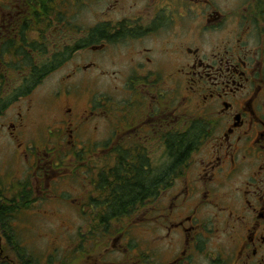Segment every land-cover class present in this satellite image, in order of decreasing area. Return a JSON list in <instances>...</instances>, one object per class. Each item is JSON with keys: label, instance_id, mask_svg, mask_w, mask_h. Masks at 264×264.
I'll use <instances>...</instances> for the list:
<instances>
[{"label": "flooded vegetation", "instance_id": "af4514ba", "mask_svg": "<svg viewBox=\"0 0 264 264\" xmlns=\"http://www.w3.org/2000/svg\"><path fill=\"white\" fill-rule=\"evenodd\" d=\"M13 2L0 0V65L12 36H18L27 21L25 2L21 8ZM128 9L129 17L121 21L105 20L113 14L112 4L94 28L98 39L80 46L86 49L96 41L86 50L103 52L97 59L111 55L116 61L117 52L109 48L126 44L127 93L92 96L87 109L75 115L76 91L81 90L77 70L99 68L102 61L78 67L61 80V107L66 101L71 105H64L57 129H46L47 139L56 133L72 148L91 144L96 150L109 149L116 168L142 163L149 171L151 164L175 162L171 181L155 200L163 205L150 229L154 235L161 233L163 247L170 250L161 264H201L200 245L209 239L211 225L220 243L224 241L208 256L210 264H264V0H131ZM70 56L62 57L47 76ZM73 82L76 86L69 85ZM26 115L14 116V123L8 124L11 134L24 128ZM101 128L111 136L84 139L87 131L98 133ZM186 137L193 139L182 141ZM174 140L182 144L177 160L169 154ZM152 144L163 151L160 162L150 159ZM39 153L30 158L36 183L69 169L51 158L48 149ZM101 173H95L98 181ZM97 197L101 202L100 194ZM208 208L212 220L205 221ZM4 236L0 229V259H9L3 255ZM120 238L112 247L119 253ZM135 253L131 264H150Z\"/></svg>", "mask_w": 264, "mask_h": 264}, {"label": "rangeland", "instance_id": "374dc122", "mask_svg": "<svg viewBox=\"0 0 264 264\" xmlns=\"http://www.w3.org/2000/svg\"><path fill=\"white\" fill-rule=\"evenodd\" d=\"M14 1L13 5L19 8L24 2L27 3L24 9L27 21L22 28L24 32L28 30L31 33V35L28 33L29 41L35 45L37 44L33 41L43 44L44 47H41L46 51L41 61H37L36 69L47 64L49 59L57 54L71 56L65 65L52 75L46 76L41 86L32 89L29 94L22 95L24 89L20 87L21 80L23 82L24 79L29 85L34 83L29 72H22L23 79L18 78L14 83L9 81L1 85L2 105L9 104L0 112V183H3L10 194L13 186L29 181L28 184L33 189L32 198L35 199L29 211L14 215L13 240L19 243V247L24 251V257L30 258L33 264H131L129 258L134 259L136 251L141 258L145 256V259H149L150 264H161V259L167 258L166 254H170V250L163 247L161 233L157 231V235H154V230L150 229L154 228L152 222L159 215L158 208L163 205L162 201L151 202L130 218L120 222H109L108 227L103 226L104 224L95 227L92 209L94 204L91 200L97 199L96 192L103 194V190L100 187L97 188L100 181L95 173L109 172L116 168L110 160V150L100 151L93 148L91 144H86L85 152H82V148H72L63 138L59 140L56 133H53L49 139L45 134L46 128L57 129L62 111L66 113L64 105L67 102L71 105L70 101H66L61 107L65 94L61 80H65L66 74H72L78 67L90 63L98 64V60L102 61L98 64L99 68H88L87 72L77 70L76 78L81 84V90L76 91L78 95H76L77 103L74 106L75 115L79 116L87 109L89 98L92 96L96 99L115 98L119 94L127 93L125 52L129 47L126 44L119 47L111 46L109 49L114 54L117 52L115 56L117 60L114 61L111 55L105 56V59H97V56L103 52H93V54L92 51L86 50L88 45H96V41L87 43L86 49L80 46L86 41L95 40L91 39L89 34L98 23L103 21V13L110 9L112 4L113 12L110 13L113 14L105 20L113 21L114 18L121 21L129 17L128 7L131 6V0H81L80 2L64 0V4L59 1L61 8L56 7H59L57 10L63 14V19L57 22L53 17L50 21L53 24L49 27L48 23L42 22L37 15H33L39 9L38 0L31 1L32 3L30 0ZM122 7H127L128 10ZM43 30H46L45 34ZM118 48H120L119 52ZM39 50L37 48V52L41 53ZM105 52H107L106 49ZM108 53H110L109 50ZM0 72H4L3 69ZM87 81L89 82L86 83ZM76 84L77 82H73L69 85L76 86ZM19 90L21 95L17 94ZM19 113H27V115L24 117V128L19 129L14 135L11 134L12 128L8 124L14 123V116ZM102 130L101 128L98 133L87 131L90 134L83 137L91 141H99L102 138L106 139L108 135L111 136L110 132H107L105 136L106 131ZM41 148L48 149L51 158L62 161L69 166V169L65 172L60 171L59 173H63L61 176H58L57 172H52L36 183L30 158L34 153H39ZM44 153L45 151H42L39 155L43 156ZM162 155V149H156L152 144L150 159L157 163L161 161ZM79 159H82L81 163L78 162ZM35 189L38 192H35ZM97 200L100 201V198ZM204 213L205 221L212 220V208L206 209ZM133 222L134 224H130ZM211 226L212 232L207 235L209 239L203 240L204 244L200 245L204 248L201 264H210L207 261L208 256L217 251L218 244L224 241L223 239L220 243L217 238L219 232L216 231V227L213 229V225ZM118 236L122 238V240L120 238V253L115 247L112 248ZM4 237H2L3 246L7 247L10 241ZM98 242L100 246L95 252L94 246ZM15 259L18 260V256L10 255L8 262ZM5 260L0 259V264H9Z\"/></svg>", "mask_w": 264, "mask_h": 264}, {"label": "trees", "instance_id": "16d2710c", "mask_svg": "<svg viewBox=\"0 0 264 264\" xmlns=\"http://www.w3.org/2000/svg\"><path fill=\"white\" fill-rule=\"evenodd\" d=\"M59 1H61V4L65 3L64 0H39L40 5L38 4L39 10L36 15L40 20H42V22L48 23V27L53 17H55V21L57 22H60L63 19V14L57 10L59 7H56L60 6L61 8ZM72 1L80 2L81 0ZM92 31L93 32L89 34V37H91V39L97 40V30L93 29ZM45 33L46 30H44V34ZM22 37L23 39L21 40ZM19 39L20 41L18 43L12 42L11 46H8L7 50L4 51V53L9 54L12 59L9 64H5L6 70L4 72H0V89L2 88V84L9 82L10 79L8 74L10 72H29L32 76V78H30L34 80V83L29 85L28 81L24 79V83L21 80L22 86L20 85L21 89H24V93L22 95H26L30 93L31 88L35 84L41 82V80L49 73V71H51V69L57 67L62 62V57H64V55H55L49 59L47 64L36 69L38 65H35L34 59L32 56H30L31 53H28L27 49H31V52H34L37 47L41 52L44 49V45L41 43L37 44L39 46L30 44L31 41H29V36L25 34L24 30L19 35ZM12 46L16 47L13 51L11 48ZM32 46H35L34 49ZM20 77L23 79L22 74H20ZM12 82L14 83V81ZM20 90L17 91L18 95H21ZM2 103L3 100H1L0 97V112L3 111L4 108L9 104L2 105ZM190 139H193V137L188 139L186 137V139H182V141L187 140V142H189ZM175 141L176 140H174L172 146L169 147V154L173 160H177V158L180 157V153L178 154L176 152L180 151L182 148V144L178 145L175 143ZM80 161H82V159L78 160V162ZM173 164L175 165V162ZM173 164L165 166L150 165L151 169H149V171L144 170V165L142 163L125 165L120 164L117 168L112 169L109 172L101 173L99 178L100 185L97 187L103 188V196L100 195L101 202L97 200L100 197H97L96 200H91L92 204H94L93 223H95V227L103 224V226L108 227V224L110 223H117L123 219L130 218L136 212L142 210L147 203L154 202L159 196V191L171 181L170 170L173 167ZM7 190L8 189H6L0 183V229L10 241L8 244L9 246H3V254L4 256H8L9 259L3 260L8 262L10 260V255L15 254V256H18V260H12L11 262H8L9 264H33L30 258L24 257L23 249L19 247V243L17 244V242L12 238V236H14L12 221L15 214L29 209V207L35 203V199L32 198V191L30 190L28 182L18 184L17 187L13 186L12 190H10V194ZM100 205H102L104 208H99ZM94 207L98 210L96 211ZM99 246V243H95V252L98 251Z\"/></svg>", "mask_w": 264, "mask_h": 264}]
</instances>
